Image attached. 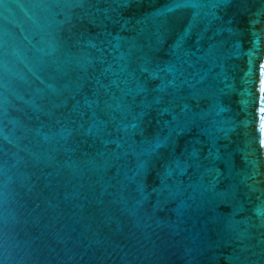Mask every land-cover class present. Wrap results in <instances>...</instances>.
Instances as JSON below:
<instances>
[{
  "label": "water",
  "instance_id": "obj_1",
  "mask_svg": "<svg viewBox=\"0 0 264 264\" xmlns=\"http://www.w3.org/2000/svg\"><path fill=\"white\" fill-rule=\"evenodd\" d=\"M0 264H264V0H0Z\"/></svg>",
  "mask_w": 264,
  "mask_h": 264
}]
</instances>
